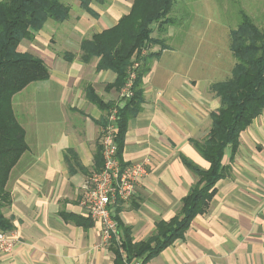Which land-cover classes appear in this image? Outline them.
Instances as JSON below:
<instances>
[{"label":"crops","instance_id":"crops-1","mask_svg":"<svg viewBox=\"0 0 264 264\" xmlns=\"http://www.w3.org/2000/svg\"><path fill=\"white\" fill-rule=\"evenodd\" d=\"M132 1L92 0L88 10L70 0L68 18L50 25V34L36 33L19 43L20 52L44 61L50 77L31 82L12 98L27 149L10 172V199L1 209L19 243L12 253L0 252V264H114L109 244L101 242L99 221L79 201L96 162L99 122L106 112L90 98L115 102L119 91L115 72L97 70L96 57L81 59V42L115 26ZM206 11L213 13V6ZM189 21L179 33L176 18L165 27L163 42L148 50L158 54L148 60L141 108L128 120L124 135L123 163L144 160L147 171L118 213L135 242L174 216L196 181L181 156L208 168L191 140L207 135L209 114L220 105L211 84L228 79L235 63L231 29L215 19ZM27 89L35 92L31 119L20 121L16 114L24 103L15 97ZM238 141L233 156L226 148V173L206 211L143 264H264V111Z\"/></svg>","mask_w":264,"mask_h":264},{"label":"trees","instance_id":"trees-1","mask_svg":"<svg viewBox=\"0 0 264 264\" xmlns=\"http://www.w3.org/2000/svg\"><path fill=\"white\" fill-rule=\"evenodd\" d=\"M89 10L92 0H78ZM176 0H133L130 10L118 23L81 42V59L85 62L96 57V69H109L116 73L118 91L127 79V69L134 58L139 61L132 82V95L117 109L114 140L117 157L122 164L121 152L128 120L141 108L142 79L149 70L148 60L158 52L148 51L163 39L152 36L154 29L164 32L175 23L170 16ZM70 7L61 0H0V228L11 230L1 209L9 203L6 183L14 165L26 151L24 129L18 122L13 107V96L31 82L47 80L50 71L44 61L32 53L20 52L23 39H33L47 20L62 22L69 16ZM156 26V27H155ZM230 48L235 63L228 79L211 84L220 105L210 112V127L202 140H191L198 153L209 163L204 169L181 156L184 166L196 176L187 194L181 200L178 212L168 220H160L153 232L144 240L135 242L130 229L123 226L115 209L117 234L109 247L114 253V264H143L174 240L181 238L192 219L206 211L216 189V183L225 176L223 163L226 148L231 156L238 147L240 132L264 111V27L241 11L237 26L230 30ZM146 55L139 56L141 50ZM135 54V57L133 56ZM66 58L70 54L65 53ZM93 95V94H92ZM100 109L109 112L113 101L104 103L96 96L90 98ZM106 114L99 124H106ZM93 171L102 167L101 145L95 153Z\"/></svg>","mask_w":264,"mask_h":264},{"label":"built area","instance_id":"built-area-1","mask_svg":"<svg viewBox=\"0 0 264 264\" xmlns=\"http://www.w3.org/2000/svg\"><path fill=\"white\" fill-rule=\"evenodd\" d=\"M146 53L143 49L139 56ZM133 56L135 57V54ZM138 65L139 61L134 58L127 69L126 82L119 91L114 107L107 113L106 124L100 128L102 167L98 171H92L81 185L79 203L88 216L99 221L103 245L109 244L117 234V222L114 217L116 207L123 205L135 194L137 184L147 172L144 160L122 164L117 157V144L114 140L117 109L132 95L131 86ZM17 243V235L0 228L1 253H12Z\"/></svg>","mask_w":264,"mask_h":264},{"label":"rangeland","instance_id":"rangeland-1","mask_svg":"<svg viewBox=\"0 0 264 264\" xmlns=\"http://www.w3.org/2000/svg\"><path fill=\"white\" fill-rule=\"evenodd\" d=\"M61 1L68 4L70 0ZM209 5L213 6V13L211 14L206 11ZM241 11L252 17L259 27H264V0H176L170 14L174 12L176 15L174 18H177V22L183 23L177 27L179 28L177 32L182 33L183 29L189 28L190 19H198L199 21H206L208 19L211 21L215 19L219 24L233 29L240 21ZM50 25L59 26L60 23L51 19L47 20L43 28L37 32V35L43 33L50 34ZM164 35L165 31L161 32L157 30L154 37L162 39ZM27 40L23 39L21 43L28 42ZM169 42L173 43V40H169ZM34 95L35 92L27 89L15 97L17 100L21 99L24 103V110L17 111L16 114L20 121L31 119V106L35 98ZM107 113L105 112L106 116Z\"/></svg>","mask_w":264,"mask_h":264}]
</instances>
